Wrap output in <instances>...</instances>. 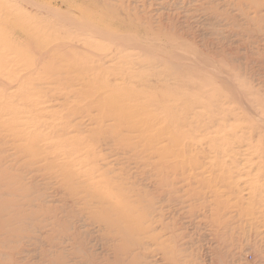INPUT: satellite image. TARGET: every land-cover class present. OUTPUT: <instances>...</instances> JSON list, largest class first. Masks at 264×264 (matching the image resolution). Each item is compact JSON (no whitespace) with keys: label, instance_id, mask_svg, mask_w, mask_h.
Masks as SVG:
<instances>
[{"label":"rangeland","instance_id":"374dc122","mask_svg":"<svg viewBox=\"0 0 264 264\" xmlns=\"http://www.w3.org/2000/svg\"><path fill=\"white\" fill-rule=\"evenodd\" d=\"M26 1L0 0V8L22 14L23 19L25 17L26 26L24 27L36 36L32 37L33 40H39L38 43H40L43 39L45 43L47 42L43 48L49 46L47 49H54V46H58L61 49L64 43L73 44L78 39L81 42L83 40L91 42V45L97 48L95 52L88 53L82 49V46H80V49L71 52L74 55L73 57L78 60H80L79 57L88 58L85 68H89V66L98 67L101 64L96 54L120 51L121 56L123 55L124 58V65L120 68L123 71L124 69L126 71V68H133L136 73L135 79H130V83L134 85L135 82L141 81L143 75L155 74L151 77V82L146 83L147 87L141 86L138 89L149 91V85L154 84L153 89L160 86L159 88L169 89V93L179 92V94H183L181 99H184L183 105L186 107H189L190 104L193 106L191 103L194 101L193 99H198L199 103L203 104L204 112H207V115L218 116L217 118L214 117L220 121H216V124H220L222 128L226 125L223 130L220 129V125L217 126L221 132L219 135L226 134L224 139L231 141L223 147L224 155H206L208 149L206 146H197L194 153L187 152L184 158L177 157L175 154V161H183L186 156L184 164H181L180 168H170L167 169L168 171L164 170V172L161 173L160 171L159 173L155 168L157 158L142 150V147L146 145L145 140L139 144L134 138L135 135L131 134L132 136H130L127 133H125L127 135L124 134V140L119 138L120 136L114 137L113 140L109 139V137H112L111 132L110 134L109 131H107L108 133H102L104 128L101 130V127H99L98 129V123L97 125L94 121H89L86 118L87 115H92L96 117V120L102 122L101 119H104L102 117H105L103 123L106 125L105 120H108L109 117L104 114L103 110H99L100 108L96 107L95 109V106H92L95 105L94 100H97L93 97H97V95L103 97L105 95L100 94L106 92L94 80L89 81L85 76H82L80 70L74 65L75 60L72 61V55H63L64 53L58 50L57 53L51 55L47 54L46 56L41 53L38 56L36 54L35 58L30 57L35 61L40 59L46 62L39 60L41 65L38 61L40 70L39 74L36 75L39 79L33 74L34 81H27L26 86H21L27 87L26 90L23 89V94L28 99H25L24 95L22 96L23 99L18 93L20 99L16 94L10 95L12 90H7L8 87L6 86V88L0 86L3 94H6L0 96V102L14 103L13 105H18L17 108L22 103L32 105L33 101V104L36 102L35 105H38L42 110V118L30 119L29 122L36 130L41 129L40 133L43 131L41 134L39 133L41 140L36 137V142H34L35 140L20 142L6 137V135H3L6 138H3L2 134L0 136V210L2 208L0 222L2 223L4 220V223H0V225H3V227L0 226L2 228L0 231L3 230L4 232L0 234V244L5 242L3 246H0L4 260V263L1 262V264H6L5 262L11 264L13 261V258L11 259L12 254L14 260L19 261L18 264H84L89 262V259L92 262L95 261L93 262L95 264H117L118 262V264H264V170L258 171L255 168L254 170L246 167L248 166L245 163L246 161H243L242 155L239 154L242 149L238 150V144L232 143V140H240V136L245 133L250 142L258 143L262 141L264 144V133H262L264 128H262V125L256 126L258 120L262 119L264 115V109H262L264 106L260 105L263 102L261 98H264V40H262L264 39V36H262L264 35V23L261 24L263 26L262 32L260 27L257 28L259 25L256 24L257 27L255 26V22L246 21L242 13L235 8L238 0H234L235 3L231 0H28L27 4ZM260 1L263 3V0ZM35 2L37 6L34 4ZM261 2L260 4H262ZM46 7L49 10L50 8L51 10L59 9L58 11L71 14L73 17L79 16L80 13L87 14L88 22L97 23L108 35L115 36L116 33L119 34L126 43L122 44L120 41L119 44L109 36L98 37L82 28L77 29L79 28L77 26H75L76 28L74 26L69 27V22L64 21L62 23L63 20L49 13L50 11ZM77 8L79 9L77 10ZM36 26L38 27L36 28ZM254 27L258 33L255 32ZM2 29L1 26L0 31ZM39 29L40 31H38ZM128 38L136 39L139 45L126 41ZM159 41L165 45L159 43ZM35 42L33 43L37 47ZM24 44L13 46L20 51L36 48ZM21 47L25 49L22 48V50ZM173 51L178 56L172 53ZM171 53L175 56L172 57ZM183 53L191 56L194 61L191 60V57L186 58ZM130 55L133 57L132 59ZM43 56L44 59L40 58ZM178 57L179 59H177ZM199 62L203 65L197 66V64H200ZM209 64L212 68H219V70H216L219 71L221 77L225 76L223 78H231V80L228 79L226 85L221 86L222 84L218 82L221 79H216L215 76L217 72L214 74V71L205 69V66ZM13 67L16 68L14 65L9 67V71L5 70L6 73L1 71V74L0 72L3 83L15 78L27 80L29 69L19 66L20 68L17 67L18 70H13ZM99 67L98 69L92 68L94 69L92 71L87 69L84 72H87V74L91 72L95 74L103 73L101 71L103 68L100 67L101 72H99ZM10 71L12 72L10 73ZM88 78L90 77L88 76ZM84 79L87 80L83 81ZM163 80H165V84ZM229 81L230 83L233 82V85L230 84V86ZM80 82L87 83L88 87L86 84L80 86ZM162 84L166 87H162ZM238 86L240 89H238ZM171 89L172 92H170ZM249 89H252L253 92ZM24 92L30 93L28 94L30 96ZM250 92L255 95H250ZM252 96H254V99ZM257 96L260 100L257 99ZM257 100L260 103H257ZM93 102L94 104H92ZM78 103L84 106L83 111H76L74 104L76 106ZM262 104L264 105V102ZM215 106L217 107L215 108ZM27 110L28 107L22 109L21 106V110L18 111L23 112V115L28 117L27 113L29 112ZM73 110L76 112L74 113ZM146 110L156 115L157 111L152 110L150 107ZM199 110L202 111L203 109ZM10 118H12L11 115L2 117L1 122L3 123L5 119L9 120ZM54 120L62 123L64 127L76 124L79 126L78 131L75 129L76 132L73 131L72 134L71 132L65 134L64 131L62 133L57 128H53ZM80 120L82 126L78 124ZM45 123L50 127H41ZM5 126L8 127L7 124ZM230 126H235L237 129L242 128L243 132L240 131L231 135L229 131L232 130V127ZM209 128L215 129V126L210 125ZM208 129L206 132H209L210 129ZM98 133L102 134L99 136ZM78 137L87 138L88 142L84 146L92 145L96 147L97 154L94 161L99 160V158L102 160L96 164L98 167L101 168L108 165L110 161H115L114 173L103 177L97 174L93 181L97 180L102 187L108 184V189L116 196L114 202L116 208H122L127 200L134 201L136 199L135 194L138 191H146L151 194L153 200L151 202L152 207L150 206L151 225H153L152 234L158 237L156 242L160 241L162 246L152 242L146 253L132 250L137 247L132 245L134 236L122 230L124 227L123 222L118 220L119 226L117 225L114 229L109 230L103 223L98 221L100 218L97 216L98 205L95 202L97 197L92 193L94 191L90 189V192L86 184L81 182L79 177L76 178L73 175V167L63 163L79 157L78 154L75 156L76 153L71 145L75 142L78 143ZM48 138L50 141L46 140ZM245 140L244 143H248ZM54 141L55 144H65L66 148L70 145L71 147H69L70 149L64 148L59 154L57 149L56 152L54 150ZM128 142L130 146L135 145L136 148L128 150L126 148ZM19 143H23V145ZM60 144L59 147H61ZM25 146L28 149L27 152L30 150L33 152L28 154L23 151L26 148ZM16 147L18 150H16ZM209 148H212V146ZM214 148L217 147L214 146ZM80 151L82 152V150ZM71 153L74 154L71 156ZM243 154L247 153L244 152ZM251 154L246 155V158L250 157L249 159L253 161L252 158L255 159V156ZM188 155H190V158ZM176 157L179 159L176 160ZM216 157L217 159H215ZM90 158L93 157L90 156ZM169 158L171 162L173 157ZM174 160H172L173 163ZM85 161L89 162L88 160ZM212 163L217 164L214 165L215 168L212 167ZM222 164H225L224 170ZM2 177L8 179L7 182H4ZM112 182L116 184H110ZM102 187L100 188L103 189L104 187ZM122 189L127 196H130L123 201L119 195ZM2 192L7 196L4 193L2 195ZM141 204L143 208L139 207L140 209L133 212L137 218L141 216L139 211L148 207L146 202L142 201ZM10 206L13 208L11 209ZM9 207L10 212L8 211ZM14 217L16 220H14ZM11 220L16 223L12 224ZM13 226L14 228H12ZM4 227L5 229H3ZM11 228L16 231L14 232ZM4 237L5 239H3ZM125 245H128L127 248L129 247V249L130 246L131 248L132 246L135 247L131 249L133 254L132 252L131 254L126 252ZM159 246L161 247L159 248ZM121 248L125 251H121ZM117 251H119L118 254L115 253ZM134 252L135 254L138 252V257H135L137 255H134ZM167 252H172V257L175 255V259H173L174 257L173 260L166 257ZM5 254L9 255L10 258L6 257ZM117 255L119 257H116ZM132 259L134 262H131ZM63 261L65 262L63 263ZM89 264L92 263L89 262Z\"/></svg>","mask_w":264,"mask_h":264},{"label":"bare ground","instance_id":"6f19581e","mask_svg":"<svg viewBox=\"0 0 264 264\" xmlns=\"http://www.w3.org/2000/svg\"><path fill=\"white\" fill-rule=\"evenodd\" d=\"M14 1V0H13ZM19 1V0H18ZM28 1V0H27ZM25 2L26 4L28 2ZM200 1V0H199ZM225 1V0H224ZM234 2V0H231ZM240 0L236 1L237 2V8L238 11H240L243 15V17L245 18L246 21L248 22H252L254 23L255 22V26L257 27V25H259L257 28L260 27V31H262V23H264V0H263V3L260 4L259 0ZM30 2V1H29ZM101 2V1H100ZM232 2V3H233ZM259 2V4H258ZM93 3V2H92ZM222 3V2H221ZM235 3V2H234ZM233 3V5H234ZM36 4V2L34 3ZM91 4V3H90ZM200 4V3H199ZM32 5V4H30ZM42 5V4H41ZM108 5V4H107ZM37 6V4H36ZM95 6V5H94ZM29 7V6H28ZM40 8V5L38 6ZM42 7V6H41ZM60 7V6H59ZM107 7V6H106ZM196 7V6H195ZM100 8V6H99ZM47 9V7H46ZM79 8H77L78 10ZM233 9V8H232ZM37 10V9H35ZM49 10V9H47ZM59 10V9H58ZM56 9H53L51 10L50 8V12L49 13H52L54 16L60 18L63 20L62 23H64V21L66 22H69L68 25H70L69 27L71 26H74V28H76L75 26L79 27L77 29H84L85 31H89L90 33H93L94 35L98 36V37H104V36H109L110 38H112L115 42H119L120 44V41L121 43L125 44V40L123 41L122 37L119 35V34H115V36L111 35V34H107L106 32H104L102 30V28L97 24H92L91 22H88L87 18V14H79V16L77 17H73L71 14H68V13H62L60 11H58ZM90 10V9H88ZM228 10V9H227ZM84 11V10H83ZM80 12V11H79ZM93 12V11H92ZM48 13V12H47ZM88 13V12H87ZM220 13V12H219ZM225 13V12H224ZM50 14V15H52ZM89 14V13H88ZM223 14V13H222ZM227 14V13H226ZM225 14V16H226ZM238 14V13H236ZM231 15V14H230ZM235 15V14H234ZM241 15V14H240ZM229 16V15H228ZM104 17V16H103ZM241 17V16H239ZM58 18H56L58 20ZM234 18H237V17H234ZM25 19V17H24ZM24 19H23V15L21 14H16L14 12H11V11H5V9L3 8H0V27L2 26L3 29L0 31V43H1V47H0V72L3 71L6 73L5 70L9 71L10 68L9 67H12V66H16V68H12L13 70H18L17 67L19 66H22L24 69H29L28 70V73L29 75H27V80H24L23 78H19V79H14V80H10L9 82L7 83H3L2 80H1V77H0V86H6L8 87L7 90H12L10 92V95H14L18 93L19 96H23V89H27L24 88V87H21V86H26L27 84V81H34V78H38L37 77V73L39 72V63L38 61H35L32 58V56L34 57L36 54L38 56V54L40 55L41 53H43L44 55L47 56L48 55H51L53 53H57L58 50H61L65 55V54H70V56L72 55V57L74 56L73 54H71V52H74L76 51L77 49H80L82 46V49L86 52H95L97 50V48H95V46L91 45L92 43L91 42H86V40H83L81 42V40H76L75 42H73V44L71 43H67L66 44L64 43L62 48L59 49L58 46H54V49H47L46 46L45 48H43L44 45H46V43L43 41L38 43L39 40H33L32 37H36L34 36L30 30L27 31L26 27V24L24 22ZM33 19V18H32ZM238 19V18H237ZM125 20V19H124ZM227 20V19H226ZM231 20V19H230ZM243 19V21H245ZM41 21V20H40ZM27 22V21H26ZM34 22V21H33ZM32 22V23H33ZM43 22V21H42ZM126 22V21H125ZM247 22V23H248ZM39 23V22H37ZM245 23V22H244ZM243 23V24H244ZM25 24V25H24ZM34 24V23H33ZM40 24V23H39ZM42 24V23H41ZM246 24V23H245ZM244 24V25H245ZM250 24V23H249ZM257 24V25H256ZM262 24V25H261ZM247 25V24H246ZM28 26V25H27ZM33 26V25H32ZM248 26V25H247ZM35 27V26H34ZM38 26H36L37 28ZM249 27V26H248ZM30 28V27H29ZM256 28V29H257ZM252 29V28H251ZM254 30H255V27H254ZM40 31V29L38 30ZM259 31V32H260ZM253 32V31H252ZM255 32H257L255 30ZM263 32V31H262ZM147 33V32H145ZM248 33V32H247ZM258 33V32H257ZM261 33V32H260ZM264 33V32H263ZM35 34V33H34ZM123 34V33H122ZM177 34V33H176ZM124 35V34H123ZM129 36V35H128ZM264 36V35H262ZM157 37V36H156ZM172 37V36H171ZM261 37V36H260ZM29 38V39H28ZM32 38V39H31ZM154 38V36H153ZM158 38V37H157ZM262 38V37H261ZM35 39V38H34ZM45 40V39H44ZM75 40V39H74ZM148 40V39H147ZM146 40V41H147ZM155 40V39H154ZM173 40V39H172ZM175 40V39H174ZM264 40V39H262ZM126 41H130L132 44L136 43L137 44V40L135 39H131V38H128L126 39ZM149 41V40H148ZM160 41H162V39H160ZM161 44H163V42H160ZM261 41V40H260ZM7 42V43H6ZM33 42L37 43V47H36V44H34ZM141 42V41H139ZM150 42V41H149ZM153 42V41H152ZM4 43V44H3ZM26 44L27 46H35L36 48H29L27 49L26 51H20V50H17L13 45H16L17 44ZM155 43V42H154ZM158 43V42H157ZM24 44V45H25ZM34 44V45H33ZM169 44V43H168ZM172 44V43H171ZM174 44V43H173ZM172 44V45H173ZM25 45V46H26ZM139 45V44H137ZM165 45V44H163ZM177 45V44H176ZM264 45V44H263ZM13 46V47H12ZM147 46V45H146ZM20 47V46H19ZM139 47V46H138ZM12 48V49H11ZM25 49L24 47H21V49ZM140 48V47H139ZM142 48V47H141ZM8 49H11V50H8ZM22 49V50H23ZM157 49V48H156ZM158 50V49H157ZM151 51V50H150ZM159 51V50H158ZM175 51V50H174ZM174 51L172 53H174ZM182 52V51H181ZM61 53V52H60ZM106 53V52H105ZM172 53L170 54L172 57L177 55V53L174 55H172ZM180 53V52H179ZM94 54V53H93ZM96 54V53H95ZM94 54V55H95ZM181 54V53H180ZM184 56L187 57H191V56H187V54L183 53ZM97 57H98V60L101 61L100 63V67H101V71H103V73L100 71V67H99V72H101L100 74L98 73H88L87 72H84L86 71L87 69H90V71L94 70L95 68L98 69V67L94 66V67H91L89 66V68H85V66L87 65V60L88 58L87 57H79L80 60H78L77 58H72L75 62H74V65L75 67L78 68V70H80L82 76L87 79L90 80H94V82L98 85H101V87H103L102 89L106 92L105 94L102 93L100 95H105V96H98L97 97H93L94 99H97V100H94L95 102V105H92L95 109L96 107L97 108H100L99 110H103L104 114L107 115V117H109L108 120H105L106 121V125L103 123V120L105 119V117H102L104 119H101L102 122L98 121V119L96 120V117L92 116V115H87L86 118L89 119V121H94L96 124L98 123L99 126H98V129L99 127H101V130L102 128H104V131L102 130V133H108L107 131H109V134L111 132V136L112 137H109V139H114V137H119V138H123L122 140H124V137L125 135L127 134H130V136L132 135H135L134 138H136V140L138 141L139 144H141L144 140L146 142V145L145 147H142L141 149L144 150L145 153L153 156L154 158H157L156 162H155V168L158 170V172L161 173L164 172V170L168 171L167 169H177L179 166H181V164H184V160L186 159V156H185V159L182 161L178 160L180 163H177L178 161H175L174 160V157H175V154L177 157H183L184 158V155L185 153L187 152H193L196 150V147L197 146H206V148H208L206 151L205 154H215V156H218V155H224L225 151L222 150L224 149L223 147L227 146L228 145V142L231 141H227L224 139V136L226 135H219L221 132L219 131L218 127L220 124H216V121L217 122H220L218 119L216 120L215 116L213 115H207V112H204V106L203 104L199 103L198 99H193L194 101H192L191 103L193 104V106L190 104L189 107H186L184 106V99H181L183 94H179V92H172V89L170 92L172 93H169V89H163V88H159L160 86H157V88H154L153 89V85H149V91L148 90H144V89H138L139 87L141 86H148L146 83L148 82H151V77L155 76L154 75H143L141 78V81L140 82H135L134 85L132 83H130V79L134 78L135 79V72L133 71V68H126L127 70L124 71L122 70V68H120V66H123L124 63H123V55L121 56V52L120 51H114V52H109V53H100V54H96ZM190 55V54H189ZM36 56V57H37ZM57 56V55H56ZM76 56V55H75ZM178 56V55H177ZM180 56V55H179ZM31 57V58H30ZM67 57V56H66ZM131 57V55H130ZM129 57V59H130ZM35 58V57H34ZM42 59H44V56L43 57H40ZM70 58V57H69ZM123 58V59H122ZM127 58V56H126ZM133 57H131L132 59ZM176 58V57H175ZM174 58V59H175ZM38 59V58H37ZM66 59V58H65ZM179 59V57L177 58ZM216 59V58H215ZM218 59V58H217ZM182 60V59H181ZM191 60H193V58L191 57ZM40 61H43V60H40ZM39 61V62H40ZM45 61V60H44ZM43 61V62H44ZM173 61V60H172ZM176 61V60H175ZM179 61V60H178ZM184 61V60H183ZM194 61V60H193ZM196 61V60H195ZM219 61V60H218ZM42 62V63H43ZM46 62V61H45ZM202 62V61H201ZM222 62V61H221ZM68 63V61H67ZM98 63V62H97ZM186 63V61H185ZM188 63V62H187ZM194 63V62H193ZM196 63H198V61H196ZM200 63V62H199ZM41 64V62H40ZM89 64V63H88ZM177 64V63H176ZM180 64V63H179ZM192 64V63H191ZM42 65V64H41ZM59 65V64H58ZM73 65V66H74ZM128 65V64H127ZM126 65V66H127ZM188 65V64H187ZM195 65V64H194ZM198 65H203V63L201 64H197ZM230 65V64H229ZM215 66V65H214ZM70 67V66H69ZM179 67V66H178ZM20 68V67H19ZM94 68V69H92ZM176 68V67H175ZM201 68V67H200ZM208 69L209 71H214V74L216 73V79L219 78L221 80H219L218 82H220L223 86L226 82H228V79L226 78H223L221 77L219 71H217L216 69L219 70V68H212L211 65H207L205 66V69ZM234 68V67H233ZM46 69V68H45ZM12 70V71H13ZM20 70V69H19ZM53 70V69H52ZM146 70V68H145ZM193 70V69H192ZM10 71V73L12 72ZM26 71V70H25ZM89 71V70H88ZM221 71V70H220ZM27 72V71H26ZM95 72V71H94ZM211 72V73H212ZM232 72V71H231ZM17 73V72H16ZM222 73V71H221ZM2 74V72H1ZM26 74V73H24ZM33 74H35L36 76L33 77ZM39 74V73H38ZM213 74V73H212ZM223 74V73H222ZM12 75V74H11ZM141 75V74H140ZM205 75V74H204ZM1 76V75H0ZM6 76V75H4ZM3 76V77H4ZM13 76V75H12ZM39 76V75H38ZM79 76V75H78ZM76 76V77H78ZM81 76V77H82ZM88 76L90 78H88ZM235 76V75H234ZM10 78V77H9ZM8 78V79H9ZM92 78V79H91ZM7 79V80H8ZM46 79V78H45ZM66 79V78H65ZM87 79H84L83 81H86ZM240 79V78H239ZM6 80V78H5ZM37 80V79H36ZM133 80V79H132ZM231 80V78L229 79ZM4 81V80H3ZM26 81V83H25ZM77 81V79H76ZM136 81V80H135ZM157 81V80H156ZM154 81V82H156ZM175 81V80H174ZM238 81V80H237ZM62 82V81H60ZM78 82V81H77ZM82 82V81H81ZM80 82V83H81ZM88 82V81H87ZM161 82V81H160ZM164 84H165V80H163ZM217 82V83H218ZM240 82V81H239ZM25 83V84H24ZM90 83V82H89ZM167 83V82H166ZM182 83V82H181ZM190 83V82H189ZM233 82L230 83L229 81V85H233L232 84ZM245 83H246V80H245ZM29 84V83H28ZM83 84H86V86L88 85L87 83H81L80 86H85ZM91 84V83H90ZM94 84V85H96ZM145 84V85H144ZM162 84V87H166V85ZM238 84V83H237ZM249 84V83H248ZM226 85V84H225ZM230 85V86H231ZM49 86V85H48ZM236 86V85H234ZM233 86V87H234ZM242 86V85H241ZM246 86V85H245ZM5 87V88H6ZM88 87V86H87ZM91 87V86H90ZM155 87V86H154ZM239 87V86H238ZM231 88V87H230ZM237 89V87H235ZM242 88V87H241ZM245 88V87H243ZM248 88V87H247ZM29 89V88H28ZM94 89H96V87H94ZM178 89V88H177ZM234 89V88H233ZM232 89V91H233ZM240 89V87L238 88ZM246 89V88H245ZM152 90V91H150ZM249 90H252V89H249ZM259 90V89H257ZM1 91H2V94H1ZM29 91V90H28ZM85 91V90H84ZM93 91V89H92ZM27 92V91H26ZM30 92V91H29ZM90 92V91H89ZM98 92V90H97ZM181 92V91H180ZM210 92V91H209ZM207 92V93H209ZM244 92V91H243ZM247 92V91H246ZM253 92V90H252ZM250 92L249 94L250 95H255L254 93ZM25 93V92H24ZM236 93V92H235ZM263 93V92H262ZM25 94H30V93H25ZM86 94V93H85ZM96 94V93H95ZM94 94V95H95ZM98 94V93H97ZM234 94V93H233ZM232 94V95H233ZM3 96V90L0 89V96ZM6 95V94H5ZM4 95V96H5ZM9 95V94H8ZM17 95V96H18ZM84 95V94H82ZM181 97H180V96ZM235 95V94H234ZM242 95V94H241ZM18 96V97H19ZM30 96V95H28ZM79 96V95H78ZM178 96V97H177ZM219 96V95H218ZM16 97V96H14ZM17 97V98H18ZM19 97V99L21 98ZM23 97H25V99H28V97L26 95H24ZM22 97V98H23ZM27 97V98H26ZM90 97V95H89ZM227 97V96H226ZM234 97V96H233ZM240 97V96H238ZM248 97V96H247ZM254 96H252L253 98ZM259 97H260V94H259ZM257 96V99L260 100ZM4 98V97H3ZM32 98V97H31ZM85 98V97H84ZM88 98V96H87ZM246 98V96H245ZM24 99V98H23ZM22 99V100H23ZM92 99V97H91ZM254 99V98H253ZM264 102V98H261ZM1 100V99H0ZM73 100V99H72ZM75 100V99H74ZM87 100V99H85ZM252 100V99H251ZM28 101V100H27ZM69 101V100H68ZM242 101V100H241ZM239 101V102H241ZM34 102V101H33ZM32 102V105L30 104H24L22 103L20 105L19 108H17L16 106L18 105H13L14 103H9V102H0V136L2 134L3 135H6V137H10V138H13L14 140H17V141H29V140H35L34 142H36V137L39 138L41 137L39 135L40 133V130L41 129H37L35 127H32L31 123L29 122L30 119H36V118H39L42 116V110H40L41 108L38 106V105H35L33 104ZM74 102V101H73ZM90 102V101H89ZM94 102L92 104H94ZM190 102V101H189ZM243 102V101H242ZM259 101L257 100V103ZM262 102V103H263ZM87 103V102H86ZM250 103V101H249ZM248 103V104H249ZM260 103V102H259ZM262 103H260V105L264 106ZM189 105V104H188ZM250 105V104H249ZM21 106H22V109L26 107H28V110L27 113L29 116L26 117L24 116L23 112L21 111H18V110H21ZM228 106V105H227ZM254 106V105H253ZM259 106V104H258ZM74 107L76 109V111H83V108L84 106L80 105L78 103V105L74 104ZM151 108L152 110L154 111H157L156 112V115H153L150 110L151 113L148 112V110H146V108ZM217 106H215L216 108ZM242 107V106H241ZM244 107V106H243ZM256 107V105H255ZM203 109L202 111H200L199 109ZM213 108V107H212ZM248 108V107H247ZM259 108V107H258ZM261 108V107H260ZM43 109V108H42ZM207 109V108H206ZM220 109V108H219ZM253 109V108H252ZM262 109H264V107H262ZM98 110V112H99ZM75 110H73V112L75 113L76 112ZM247 111V110H246ZM97 112V113H98ZM102 112V111H101ZM100 112V113H101ZM257 112V111H256ZM259 112V111H258ZM21 113V114H20ZM26 113V111H25ZM44 113V112H43ZM99 113V114H100ZM210 113V112H209ZM249 114V112H247ZM260 113V112H259ZM18 114V115H17ZM20 114V115H19ZM12 116L11 121L9 120H4L3 123L1 122L2 121V117H7V116ZM103 115V116H105ZM206 118H204V116H206ZM230 115V114H229ZM251 115V114H250ZM258 115V113H257ZM58 116V115H57ZM220 116V114H219ZM264 116V115H263ZM262 116V119L260 118L258 120V124H256V126H260L262 125V128H264V117ZM71 117V116H70ZM106 117V118H107ZM215 117V118H214ZM42 118V117H41ZM251 118V117H249ZM53 119V118H52ZM163 119H165L164 121H162ZM226 119V118H225ZM258 119V117H257ZM100 120V119H99ZM53 121V120H52ZM58 121H59V118H58ZM57 120H54V129L57 128L58 130H60L62 133L64 131L65 134H69L73 131H75V129H77L78 131V128L79 126H77L76 124L74 125H68V126H63L62 123L58 122ZM62 122V121H61ZM222 122V121H221ZM243 122V121H242ZM225 123V122H224ZM5 124L8 125V127L5 126ZM81 126H82V122L81 120L79 121V123ZM97 124V125H98ZM212 126L213 127L215 126V129L212 128L210 129L209 126ZM49 126L47 123L43 124L41 127L45 128ZM250 126V125H249ZM258 126V127H259ZM50 127V126H49ZM48 127V129H49ZM74 127V128H73ZM226 127V125L223 126V128ZM232 127V130L229 131L232 134L236 133V132H240L242 131V128L240 129H237L235 128V126H230ZM210 130H209V129ZM223 128L221 127L220 125V129L223 130ZM256 128V127H255ZM207 129L209 130V132H206ZM259 129V128H257ZM45 130V129H44ZM47 130V129H46ZM57 130V131H58ZM95 130V129H94ZM100 130V131H101ZM212 130V131H211ZM227 131H228V128H227ZM253 131H254V128H253ZM252 131V132H253ZM43 132V131H42ZM41 132V133H42ZM59 132V131H58ZM76 132V131H75ZM99 132V131H98ZM243 132V131H242ZM40 133V134H41ZM56 134V132H54ZM53 133V135H54ZM61 133V134H62ZM101 133V134H102ZM127 133V134H125ZM228 133V132H227ZM264 133V132H262ZM44 134V133H43ZM51 134V133H50ZM97 134V133H96ZM99 134V133H98ZM99 134V136L101 135ZM125 134V135H124ZM132 134V135H131ZM238 134V133H237ZM39 135V137H38ZM52 135V136H53ZM256 135V134H255ZM49 136V135H48ZM47 136V137H48ZM109 136V135H108ZM129 136V135H128ZM5 136H3V138H6ZM74 137V136H73ZM230 137V136H229ZM241 138H239L240 140H236V141H233L232 140V143H237V148L238 150L242 149L241 152L239 151V154L242 155L243 157V161L245 160L246 164L248 166V168H255L257 169L258 171H263L264 170V146L262 147V145H264L261 142H258V143H253V142H250L249 139L247 138V136H245V133L243 136H240ZM46 138V136H45ZM50 138V137H49ZM48 139H46L47 141H50ZM118 138V140H119ZM130 138V137H129ZM70 139V138H69ZM69 139H66V140H69ZM75 140V138H73ZM126 139V138H125ZM232 139V138H231ZM247 140L248 143H244V140ZM7 140V139H6ZM41 140V138H40ZM42 140H45V139H42ZM62 140V139H61ZM60 140V141H61ZM78 143L75 142V144H71L72 145V149L73 151L76 153L75 156L78 154V158H72L71 160H64L66 162H63L65 163V165H68V166H71L74 168V170H72V173L73 175L77 178L79 177L81 180V182H84L86 184V187L88 188V190L90 191V189H92L94 192L96 197H97V200L95 201L96 204L98 205V211H97V216L100 218L98 221H100L101 223H103L109 230H112L114 229L117 225L119 226V224L117 223L118 220H120L121 222L124 223V227H123V231L125 232H128L130 234H132V236H134V239H133V244L132 245H135L139 248H135L132 246V248H135V249H132L131 246H130V249L129 247L127 248L126 246V252L131 254H133V251L132 250H136V251H139L140 253L145 252L148 250V246L152 243V242H156L158 240V237L154 234H152V226L151 225V211H150V206L152 207V204L151 202L153 201L152 200V196L150 193H147L146 191L145 192H139L138 190V193L135 194V200H127V203H124L123 207L122 208H116V206L114 205L115 203V198L116 196H114L115 194L110 190L108 189V184H105L103 187L102 185L100 186L99 183L96 181H93L94 178H96L97 174L101 177L103 176H106L107 174H111V173H114V167L115 166V161L111 162L108 164V165H104L102 166L101 168L98 167L96 164H98L99 162H101L102 160L99 158V160L97 161H94L95 160V155L97 154V149L96 147L94 146H84V144H86L88 142L87 138L86 137H78ZM132 140V139H131ZM245 140V141H246ZM52 141V140H51ZM58 141V140H56ZM65 141V140H64ZM63 141V142H64ZM120 141V140H119ZM118 141V142H119ZM16 142V141H15ZM121 142V141H120ZM24 143V142H23ZM23 143H19L20 145H23ZM48 143V142H47ZM59 143V142H58ZM131 143V142H130ZM27 144V143H26ZM42 144V143H40ZM60 144V143H59ZM59 144H55V141H54V147H55V152H56V149L58 150V153L60 154L61 151L66 148L65 144H60L61 147H59ZM69 144V143H68ZM67 144V146H68ZM126 144V143H125ZM25 145V143H24ZM43 145V144H42ZM51 145V144H50ZM71 145L69 147H71ZM27 146V145H26ZM25 146V147H26ZM29 146V145H28ZM45 146V145H44ZM49 146V145H48ZM135 145L133 146H130L129 142L127 143V149L128 150H131L130 148H136L134 147ZM210 146H212V148H209ZM217 147V148H214ZM236 146V145H235ZM14 147V146H13ZM68 147V148H69ZM66 148V149H68ZM22 149V148H21ZM61 149V150H60ZM70 149V148H69ZM71 149V151H72ZM85 149V150H83ZM174 151H173V150ZM198 149V148H197ZM244 149V150H243ZM16 150L17 147H16ZM27 147L24 148L23 151H26L27 152ZM82 150V152L80 151ZM226 150V149H225ZM237 150V149H236ZM15 151V150H14ZM67 151V150H66ZM173 151V152H172ZM29 152H33L32 150L28 151L27 153L29 154ZM69 152V151H68ZM228 152V151H227ZM247 153V154H243V153ZM254 154L255 156V159L250 160L248 157L246 158V155L248 156V154ZM25 154V153H24ZM55 154V153H54ZM74 154V153H73ZM71 153V156L73 155ZM155 154V155H154ZM231 154V153H230ZM251 154V155H252ZM1 155V154H0ZM187 155V154H186ZM191 155V154H190ZM188 155V157L190 156ZM208 155V156H209ZM229 155V154H228ZM233 155V154H232ZM51 156V155H50ZM57 156V154H56ZM90 156H92L93 158H90ZM250 156V155H249ZM100 157V156H99ZM169 157H173V159L171 158V162H170V158ZM176 157V160L179 159ZM233 157H236V156H233ZM245 157V158H244ZM102 158V157H101ZM190 158V157H189ZM187 158V159H189ZM66 159H69V158H66ZM169 159V160H168ZM217 159V157L215 158ZM85 160H88L89 162L85 161ZM172 160H174L175 162L173 163ZM192 161V159H190ZM239 160V159H238ZM199 161V160H198ZM150 163V162H149ZM62 164V162H61ZM221 164V163H220ZM219 164V166H220ZM235 164V163H234ZM60 165V164H59ZM151 165V164H150ZM196 165V164H195ZM205 165V164H204ZM207 165V164H206ZM209 165V164H208ZM212 167L215 168L214 165H217V164H214L212 163L211 164ZM94 166V167H93ZM189 166V164H188ZM223 170H224V167H225V164H222L221 165ZM232 166V165H231ZM152 167V166H151ZM206 167V166H205ZM210 167V166H209ZM208 167V168H209ZM180 168V167H179ZM211 168V167H210ZM235 168V167H234ZM65 169V168H64ZM101 169V170H100ZM189 169V168H188ZM217 169V168H216ZM231 169V168H230ZM254 169V170H255ZM69 170V169H68ZM71 170V169H70ZM100 170V171H99ZM202 170V169H201ZM209 170V169H208ZM221 170V169H219ZM193 171V170H192ZM3 172V170H2ZM1 172V173H2ZM6 172V170H5ZM210 172V171H209ZM252 172V171H251ZM201 173V172H200ZM3 174V173H2ZM164 174V173H163ZM194 175V174H193ZM261 177V176H260ZM4 178V177H2ZM6 178V176H5ZM2 179L4 180V182L8 179ZM264 179V178H263ZM79 181V180H78ZM3 182V183H4ZM105 183V182H104ZM205 183V182H204ZM110 184H116L114 182L110 183ZM80 185V184H79ZM102 187L103 189H101L100 187ZM111 187V186H110ZM159 189V188H158ZM12 190V189H11ZM10 190V191H11ZM30 191V190H29ZM134 191V190H133ZM261 191V190H260ZM14 192V190H13ZM91 192V191H90ZM4 192H2V195H3ZM87 193V192H86ZM135 193V192H134ZM12 194V192H11ZM126 195L125 191L122 189V191L119 192V195L120 197H122V201L123 200H126L127 198H129L130 196H124ZM155 194V193H154ZM153 194V196H154ZM5 195V193H4ZM85 195V194H84ZM90 195V194H89ZM7 196V195H5ZM4 196V197H5ZM24 196V195H23ZM124 196V197H123ZM246 197V196H245ZM3 198V197H2ZM29 198V197H28ZM23 199V198H22ZM121 200V199H120ZM245 200V199H244ZM88 201V200H87ZM142 201L143 202H146L147 206L149 207H145V209H142L140 210L139 212L141 213V216H139L138 218L134 215V211L136 209H140L139 207L143 208L142 207ZM220 201V200H219ZM2 202V201H1ZM15 202V201H14ZM89 202V201H88ZM254 202V201H253ZM10 204V203H8ZM13 204V203H12ZM89 204V203H88ZM7 205V204H6ZM253 205V203H252ZM5 206V204H4ZM16 206V205H15ZM1 207V206H0ZM11 207V206H10ZM10 207L8 208V211L10 212ZM138 207V208H137ZM5 208V207H4ZM7 208V207H6ZM13 207H11L12 209ZM43 209V208H42ZM253 209V208H252ZM2 210V208H1ZM0 210V213H2ZM4 210H7V209H4ZM5 213V211H4ZM3 213V216L6 214ZM33 216V215H32ZM16 217V216H15ZM14 217V220L15 219ZM20 218V217H19ZM22 218V217H21ZM8 220L7 218V215H6V221ZM2 221V220H1ZM4 221V220H3ZM2 221V223H4ZM5 221V222H6ZM12 221V220H11ZM1 223V222H0ZM1 223V224H2ZM11 223V222H9ZM9 223L7 224V226L9 225ZM13 223H16V222H13L12 221V224ZM220 223V222H219ZM10 224V225H12ZM21 224V223H19ZM3 227V225H0ZM4 226H6V224H4ZM20 227V226H19ZM22 227V226H21ZM14 228V226L12 227ZM11 228V229H12ZM52 228V227H51ZM2 228L0 227V230ZM5 229V227L3 228ZM19 229V228H18ZM17 229V230H18ZM163 229V228H162ZM14 232L16 230L12 229ZM11 230V231H12ZM164 230V229H163ZM5 231V230H4ZM118 231V230H117ZM2 231H0V234H3ZM10 232V231H9ZM11 234V232H10ZM226 234V233H225ZM6 235V234H5ZM12 235H13V232H12ZM11 235V236H12ZM15 235V234H14ZM7 236V235H6ZM174 236V235H172ZM123 237V236H122ZM225 237V236H224ZM126 238V237H125ZM5 239V237L3 238ZM174 239V238H173ZM122 240V239H121ZM160 240V238H159ZM228 240V239H227ZM164 241V240H163ZM7 242V241H6ZM125 242V241H124ZM113 243V242H112ZM123 243V242H122ZM126 243V242H125ZM161 244L160 241L156 242L155 244ZM163 243V242H162ZM4 243H1L0 246L2 245L3 246ZM127 244V243H126ZM8 246V245H7ZM122 246V245H121ZM124 246V247H125ZM156 247H158L157 245H155ZM162 246V244H161ZM159 246V248L161 247ZM1 248V247H0ZM4 249V247H2ZM179 248V247H178ZM177 248V249H178ZM183 248V247H182ZM2 249V250H3ZM118 250L120 248H117ZM132 249V250H131ZM150 249V248H149ZM175 249V248H174ZM114 250V249H113ZM116 250V249H115ZM124 250L123 248H121V251ZM124 250V251H125ZM166 250V249H165ZM8 251V250H7ZM88 251V250H87ZM155 251V250H154ZM174 251V250H173ZM156 252V251H155ZM164 252V251H162ZM183 252V251H181ZM180 252V253H181ZM7 253V252H6ZM9 253V251H8ZM13 253V252H12ZM115 253H119V251L115 252ZM125 253V252H124ZM160 253V252H158ZM172 253V252H171ZM167 252L166 253V257H169V258H173L175 259V255H173L172 257V254ZM174 253V252H173ZM58 254V253H57ZM120 254H123V253H120ZM126 254V253H125ZM138 254V252H137ZM135 254L134 252V255H137ZM144 254V253H143ZM149 254V253H147ZM157 254V253H156ZM176 254V253H175ZM179 254V253H178ZM47 255V254H46ZM3 253L2 251L0 250V264L1 262L4 263V260H3ZM6 257L10 258L9 255L5 254ZM11 259L13 260L11 262V264H18L19 261L17 262L16 260H14V257H13V254L11 255ZM22 256V255H21ZM44 256V255H43ZM74 256V255H73ZM130 256V255H129ZM128 256V257H129ZM161 256V255H160ZM165 256V255H164ZM180 256V255H179ZM178 256V257H179ZM18 257V256H17ZM80 257V256H79ZM88 257V256H87ZM86 257V258H87ZM90 257V256H89ZM98 257V256H97ZM116 257H119V255H117ZM135 257H138L135 256ZM84 258V257H83ZM92 258V257H91ZM134 258V257H132ZM27 259V258H26ZM119 259V258H118ZM172 259V260H173ZM2 260V261H1ZM19 260V259H18ZM21 260V259H20ZM50 260V259H49ZM53 260V259H52ZM87 260V259H86ZM94 260V259H93ZM124 260V259H123ZM133 260V259H132ZM55 261V260H54ZM85 261V259H84ZM131 261V260H130ZM142 261V260H141ZM166 261V260H164ZM169 261V260H168ZM65 261H63L64 263ZM67 262V261H66ZM89 262L92 263V264H95L93 262L95 261H90L89 259ZM89 262H87L89 264ZM118 262V261H117ZM123 262V261H122ZM131 262H134L131 261ZM145 262V261H144ZM171 262V261H170ZM7 264V262H5ZM27 263V262H26ZM49 263V262H48ZM58 263V262H57ZM61 263V262H60ZM84 263V262H83ZM86 262L84 264H87ZM119 263V262H118ZM117 263V264H118ZM161 263V262H160ZM168 263V262H167ZM77 264V263H76ZM127 264V263H126ZM135 264V263H133Z\"/></svg>","mask_w":264,"mask_h":264}]
</instances>
